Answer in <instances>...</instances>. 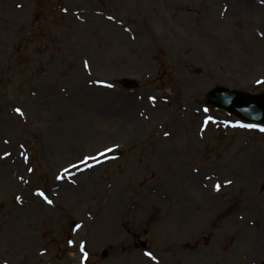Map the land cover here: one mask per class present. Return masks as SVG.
<instances>
[{
	"label": "rangeland",
	"instance_id": "rangeland-1",
	"mask_svg": "<svg viewBox=\"0 0 264 264\" xmlns=\"http://www.w3.org/2000/svg\"><path fill=\"white\" fill-rule=\"evenodd\" d=\"M216 86L264 93V0H0V264H264Z\"/></svg>",
	"mask_w": 264,
	"mask_h": 264
},
{
	"label": "water",
	"instance_id": "water-1",
	"mask_svg": "<svg viewBox=\"0 0 264 264\" xmlns=\"http://www.w3.org/2000/svg\"><path fill=\"white\" fill-rule=\"evenodd\" d=\"M123 82L128 87L137 85L129 79ZM209 100L213 106L225 109L244 120L264 123V94L250 95L238 90L218 87L209 93Z\"/></svg>",
	"mask_w": 264,
	"mask_h": 264
},
{
	"label": "snow or ice",
	"instance_id": "snow-or-ice-1",
	"mask_svg": "<svg viewBox=\"0 0 264 264\" xmlns=\"http://www.w3.org/2000/svg\"><path fill=\"white\" fill-rule=\"evenodd\" d=\"M17 111L19 112L20 111V109H17ZM242 126H244V125H242ZM247 127H253V125H247ZM262 130H264V129H262ZM217 188H219V185H217ZM40 195H44V193L43 192H41L40 193ZM46 200H47V197L45 196L44 197ZM48 203H52V201L51 200H48ZM147 255H149V256H151L152 254L151 253H148Z\"/></svg>",
	"mask_w": 264,
	"mask_h": 264
},
{
	"label": "bare ground",
	"instance_id": "bare-ground-1",
	"mask_svg": "<svg viewBox=\"0 0 264 264\" xmlns=\"http://www.w3.org/2000/svg\"><path fill=\"white\" fill-rule=\"evenodd\" d=\"M73 12V11H72ZM73 14H74V12H73ZM74 96L76 97V95L74 94ZM135 129V128H134ZM184 177H185V180H188V178H189V175L188 174H185L184 175Z\"/></svg>",
	"mask_w": 264,
	"mask_h": 264
}]
</instances>
